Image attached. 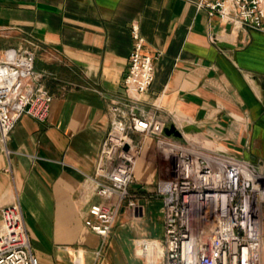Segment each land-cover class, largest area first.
<instances>
[{
	"label": "crops",
	"instance_id": "crops-1",
	"mask_svg": "<svg viewBox=\"0 0 264 264\" xmlns=\"http://www.w3.org/2000/svg\"><path fill=\"white\" fill-rule=\"evenodd\" d=\"M196 1L0 0V57L7 48L31 51L51 95L46 119L21 115L6 140L8 158L0 154V207L18 203L38 264H146L135 241L162 237L157 184L169 178L171 162L156 137L135 132L127 186L134 208L120 206L104 238L83 224L89 204L115 202L97 196L86 176L109 129V107L125 98L132 26L153 66L139 105L180 135L159 138L264 172V29L208 18ZM259 255L264 264V204Z\"/></svg>",
	"mask_w": 264,
	"mask_h": 264
},
{
	"label": "built area",
	"instance_id": "built-area-1",
	"mask_svg": "<svg viewBox=\"0 0 264 264\" xmlns=\"http://www.w3.org/2000/svg\"><path fill=\"white\" fill-rule=\"evenodd\" d=\"M196 8L207 17L217 15L233 27L264 29V0H197ZM133 47L123 78L120 105L109 107L113 117L104 136L92 175L94 192L112 206L91 203L84 226L106 237L123 204L132 209L127 186L133 181L138 149L130 139L135 132L156 137L170 160V176L157 184L163 219L161 239L141 238L134 254L146 264H259L261 206L264 204V172L254 165L218 154L191 153L165 144L164 123L139 105L148 89L153 66L141 52L142 40L132 26ZM33 54L7 48L0 57V154L8 158L6 140L21 115L44 121L51 95L33 71ZM0 264H38L31 253L18 203L0 207Z\"/></svg>",
	"mask_w": 264,
	"mask_h": 264
},
{
	"label": "water",
	"instance_id": "water-1",
	"mask_svg": "<svg viewBox=\"0 0 264 264\" xmlns=\"http://www.w3.org/2000/svg\"><path fill=\"white\" fill-rule=\"evenodd\" d=\"M164 132L167 134V135H173L175 137H180L178 131L172 126H168V127H165L164 128Z\"/></svg>",
	"mask_w": 264,
	"mask_h": 264
},
{
	"label": "rangeland",
	"instance_id": "rangeland-1",
	"mask_svg": "<svg viewBox=\"0 0 264 264\" xmlns=\"http://www.w3.org/2000/svg\"><path fill=\"white\" fill-rule=\"evenodd\" d=\"M195 143V142H194ZM193 143V144H194ZM201 144H203V146L205 145L206 146V144H204V143H201ZM186 148H188V149H190V150H193V148H192V145L191 146H187Z\"/></svg>",
	"mask_w": 264,
	"mask_h": 264
}]
</instances>
